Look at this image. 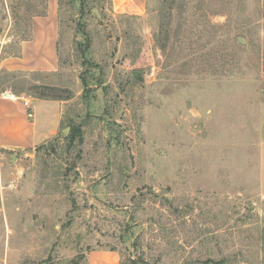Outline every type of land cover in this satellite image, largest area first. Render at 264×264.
<instances>
[{
	"label": "rangeland",
	"instance_id": "1",
	"mask_svg": "<svg viewBox=\"0 0 264 264\" xmlns=\"http://www.w3.org/2000/svg\"><path fill=\"white\" fill-rule=\"evenodd\" d=\"M44 10L0 0V58ZM60 10L64 84L0 90L69 97L77 129L0 147V264H264V0Z\"/></svg>",
	"mask_w": 264,
	"mask_h": 264
},
{
	"label": "crops",
	"instance_id": "2",
	"mask_svg": "<svg viewBox=\"0 0 264 264\" xmlns=\"http://www.w3.org/2000/svg\"><path fill=\"white\" fill-rule=\"evenodd\" d=\"M109 2L115 15L143 17L147 13L148 0ZM62 24L60 0H45V10L31 18L30 37L21 42L18 54L0 58V77L16 78L20 74L31 78L36 86L61 87L64 84ZM69 102L70 99L32 96L24 89L15 92L6 86L0 90V147L8 151H30L53 141L66 129L63 127ZM262 181L264 186V175Z\"/></svg>",
	"mask_w": 264,
	"mask_h": 264
},
{
	"label": "trees",
	"instance_id": "3",
	"mask_svg": "<svg viewBox=\"0 0 264 264\" xmlns=\"http://www.w3.org/2000/svg\"><path fill=\"white\" fill-rule=\"evenodd\" d=\"M83 75V74H82ZM82 80H83V83H84V85H88V83L86 82V80H84L83 79V76H82ZM88 87V86H87ZM38 89H45V90H51V91H57V87H52V86H38L37 87ZM36 96V95H35ZM36 97H39V98H51V99H58V100H64V99H68L69 97H65V96H58V95H51V96H47V95H45V94H43V95H38V96H36ZM77 128H73L72 127V131H75ZM74 135H72V133H71V135H70V141H73L74 140Z\"/></svg>",
	"mask_w": 264,
	"mask_h": 264
},
{
	"label": "water",
	"instance_id": "4",
	"mask_svg": "<svg viewBox=\"0 0 264 264\" xmlns=\"http://www.w3.org/2000/svg\"><path fill=\"white\" fill-rule=\"evenodd\" d=\"M238 42H239L241 45L245 46V49H246V51H247L248 53H251V50H250V43L248 42V40H247L245 37H241V36L238 37ZM134 76H135L137 79H139L140 76H141V73H140V72H135ZM69 130H70V128H66V129L64 130V133H65V134L68 133ZM13 158H16V154L13 155Z\"/></svg>",
	"mask_w": 264,
	"mask_h": 264
}]
</instances>
